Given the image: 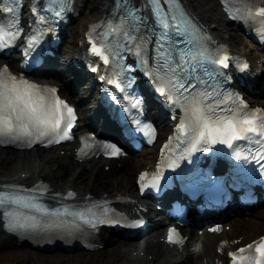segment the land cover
Wrapping results in <instances>:
<instances>
[{"label":"snow or ice","instance_id":"obj_1","mask_svg":"<svg viewBox=\"0 0 264 264\" xmlns=\"http://www.w3.org/2000/svg\"><path fill=\"white\" fill-rule=\"evenodd\" d=\"M57 2L60 5L59 8H56V4L51 7L56 10L57 16H62L64 8L69 4L67 0H57ZM146 2L150 9V16L147 19L143 10L137 8L129 0L126 15H120L118 19L107 18L101 23H106L108 31L114 34L116 44L133 52L139 66L149 69L147 74L154 78L160 93L168 94L170 101H175L179 96L186 114L185 119L193 132L191 145L185 150V154L195 151L198 145L205 143H216L217 140H222L232 145L235 140L252 134L264 133V107H249L242 98L239 99V105L232 108L219 107L218 104H222L223 101L208 103L209 98L218 93L213 87L205 86V81L201 79V71L198 69L202 61H209L227 68L229 52L208 45L205 39L206 34L199 30L191 17L182 9L181 0H146ZM244 11L245 15L240 18L246 20L252 18L254 13L264 15V2L246 5ZM31 12L36 14L35 19L37 20L46 19L40 7L35 4ZM230 12L238 16L236 10L230 9ZM14 19L15 23H5L0 20V49L14 44L16 38L24 32L19 22V15L17 14ZM149 20H151V26ZM29 23L31 25L32 22ZM43 31L47 29L41 26L39 31L33 29L25 36L29 50L34 49L43 39L41 35ZM261 38L264 39V37ZM88 39L89 41L94 40L91 34ZM153 39L154 43L149 52V42ZM121 40L126 43H122ZM110 47L111 45L109 49ZM90 50L98 53L105 62L109 60V52L104 50V46L93 42ZM137 66L136 63L125 64L121 60L118 75L121 79L124 75L132 79L130 70ZM241 67L246 69L248 65L244 63ZM125 69L129 71L125 72ZM219 72V68H206L202 74L207 79L210 75L215 76ZM121 79H113L111 83L117 87H124ZM198 83L200 87H195ZM234 96L238 94L233 93L227 99L231 100ZM75 118L73 105L57 95L55 86L41 85L27 79L23 74L17 75L9 70L7 64L0 67V135L13 136L15 140L28 139L29 145L37 140L52 143L53 141L48 139L49 136H58L60 140L69 138ZM180 127L183 129V125ZM33 136L35 139H32ZM111 147L114 151L108 152V155L119 154L120 149L117 145L113 144ZM233 155L238 158H252V153L248 151L237 150ZM256 155L264 158V148ZM177 163L178 158L172 160L167 166L176 167ZM261 172L264 173V165H261ZM140 176L145 177L146 172H141ZM159 178V174L153 175L151 181L153 186L158 184ZM40 191L45 190L40 189ZM68 194L75 195L72 192ZM9 201L15 204L23 202L29 208L49 211L33 196L0 192V204L7 206ZM87 211L91 215L86 216L84 210L74 211L73 215L89 223L98 220V216L93 213L91 207ZM10 215L11 220L7 226L14 231L35 233L37 230H43L34 214L30 213L27 218H22L14 212ZM7 216L8 214L6 218ZM111 222L116 223L117 221ZM141 223L143 221L139 219L133 221L135 225ZM217 227L213 226L214 229ZM169 232V240L175 242L182 240V237L172 235L178 232L175 226L171 227ZM253 244L255 253L237 255V252L243 253ZM229 255L234 257L232 264H237V262L238 264H264V236H261L258 241L242 245L240 249Z\"/></svg>","mask_w":264,"mask_h":264},{"label":"bare ground","instance_id":"obj_2","mask_svg":"<svg viewBox=\"0 0 264 264\" xmlns=\"http://www.w3.org/2000/svg\"><path fill=\"white\" fill-rule=\"evenodd\" d=\"M106 1L107 0H96L94 2L92 0H74L73 8L77 12L85 10L84 16L79 18V23L75 28V32H77L76 36L72 39H64L63 44H61L62 51H56V61L64 63L65 52L73 53L80 49L79 39L83 38L87 23L97 20L101 14L106 11ZM183 1L202 23L207 26L214 37L225 42L232 51L246 56L256 76L264 80V61L252 50V45L243 40L234 41L229 37L230 35H234V33L228 31L229 25L232 24V22L227 19L219 0H202V4H196L193 0ZM3 62L8 63L13 68L17 67V62L11 55L5 58L1 57L0 64ZM61 72L64 73V70ZM56 76H58V74L55 75V77ZM75 77L80 78L78 72H75ZM68 78L71 79L70 77ZM51 83L60 85L62 94L72 99L69 96V93L72 92V88H70L68 84L60 82L58 79H53ZM86 86V84L79 82V84H77V89L75 87V95H79ZM90 89L91 88L87 91H82V95L78 102H81L87 97L90 93ZM259 89L263 93V96L248 97L254 101V104H259L260 101L264 103V86H261ZM87 108H90V111L94 110V114H96L93 104L79 107L81 114V118L79 119V131L93 130V132L97 133L99 131V126H97L95 130L90 127L92 123L86 116ZM91 120L96 125L99 123L100 127L111 129L110 125L106 124V121L99 116L95 118V121L93 118ZM157 121L160 129L164 131L169 129L165 119L157 117ZM75 147H77V145L73 144L65 149L63 147L51 148L46 152L39 147L26 150H13L10 152L0 149V182L17 181L31 184L33 181L40 178L50 185L52 191L73 189L78 197H82L87 193L95 196L106 193L107 196L111 197L118 193L129 196V200L120 203L124 208L130 210L134 207L137 208L138 204L142 205V199L137 193L135 184L136 171L153 163V160L156 158L157 148L154 152V148L143 147L134 153L133 156L127 155V151H125V156H121L118 160L98 157L97 159H91L87 163H80L76 158ZM58 149L66 151L68 163L60 156ZM50 160L54 163H58L59 166H54L51 164ZM99 161L102 162L103 165H111V177L114 178L115 187L112 190L108 189L109 181L111 180L109 176L111 173L99 167ZM77 167H81V169L78 170ZM6 171L9 173L6 174ZM145 207L153 212L156 211L154 204ZM230 210H235V203L230 204L228 211L225 213L230 212ZM202 213L208 216L210 212L207 213L206 211H202ZM249 214L250 215L247 216L241 214L240 211L236 212L234 216L223 221L224 226L225 224L230 225L229 229L225 230L224 227L220 232L212 231V233H210V231H208V227L214 222L206 224L204 227L197 226L194 228V226H192L184 229L188 237L182 249H178L165 242L164 224L156 225L147 236L139 237L136 241L122 242V237L105 233L103 234L105 242L111 246V250L109 253H106L105 256L101 257V263L223 264L226 260V250L232 249L236 245L242 244L244 241H248L263 233L259 232L254 234L255 232L252 229L262 220L264 222V209H253ZM214 215L216 214H211V216ZM202 229L203 232L201 233ZM14 242V237L2 229L0 220V249L2 255L7 260H13L17 259L19 256H24L32 260L31 263L33 264H55L56 262L63 261V257L56 255L48 256L37 249H17L19 245H16ZM223 242H226V246L224 247L221 245ZM218 246L223 247L222 251L218 250ZM119 247L121 252L117 250V253L114 254V248Z\"/></svg>","mask_w":264,"mask_h":264},{"label":"rangeland","instance_id":"obj_3","mask_svg":"<svg viewBox=\"0 0 264 264\" xmlns=\"http://www.w3.org/2000/svg\"><path fill=\"white\" fill-rule=\"evenodd\" d=\"M93 2L96 0H92ZM194 3L196 4H202V0H193ZM84 11H80L75 17H73L69 23V27H68V34L65 36L64 39H72L74 38V36H76L77 32H75V28L79 23V18L84 16ZM230 33H234V35H230L229 37L234 40V41H240L243 40L246 43L252 45V50L258 54V56L264 61V52H262L261 50H259L257 47L254 46V44L251 43L250 38L243 33L238 27H236L235 25L230 24L229 25V30ZM65 42V41H64ZM67 42V41H66ZM60 49V50H59ZM59 51L61 52V45L59 47ZM248 97L250 96H263V93L258 90L257 92H252L251 94H246ZM251 103H253L254 101L251 100ZM261 102V101H260ZM0 149L5 150L6 152H10L13 151L15 149L9 148V147H0ZM43 151H49L48 149H43L40 148ZM65 149V147H64ZM60 156H62V158L65 160L66 163H68V158L67 154L65 152V150H60L58 149ZM134 155V154H133ZM132 155V156H133ZM51 161V164H53L54 166H59L58 163H54ZM98 163V162H97ZM99 167H101L102 169H104L106 172L111 173L109 178H111V180L109 181V185H108V189L112 190L114 187V178L111 177L112 176V170L106 168L108 165H103L102 162L99 161ZM130 166V165H129ZM131 167V166H130ZM78 170L81 169V167H77ZM6 174L9 172H5ZM260 209H264V208H260ZM226 230V229H225ZM256 234L259 232H263L264 231V222L263 220L261 222H259L258 224L255 225V227L252 229ZM141 239V238H140ZM137 239H122V242H126V241H136ZM17 249H21V250H31L32 248L26 246V245H21L18 246ZM111 250V246L107 245L105 248L100 249V250H96V251H82V250H76V251H72V252H63L60 250H54V251H40L41 253H44L45 255H56L59 257H63V261L61 262H56L55 264H102L101 263V257L105 256L106 253H109V251ZM120 251L121 249L119 248H114L113 253H117L116 251ZM112 253V252H111ZM110 253V254H111ZM32 260H29V258L24 257V256H19L17 259H13V260H7L3 255H2V251L0 249V264H33L31 263ZM136 264V263H134Z\"/></svg>","mask_w":264,"mask_h":264}]
</instances>
